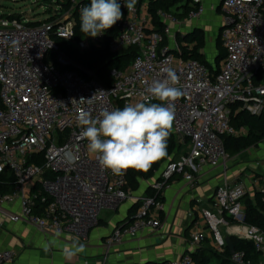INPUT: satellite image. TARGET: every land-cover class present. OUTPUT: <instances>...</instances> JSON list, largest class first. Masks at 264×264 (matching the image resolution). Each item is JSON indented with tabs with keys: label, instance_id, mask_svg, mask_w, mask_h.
Returning <instances> with one entry per match:
<instances>
[{
	"label": "built area",
	"instance_id": "built-area-1",
	"mask_svg": "<svg viewBox=\"0 0 264 264\" xmlns=\"http://www.w3.org/2000/svg\"><path fill=\"white\" fill-rule=\"evenodd\" d=\"M122 19L103 34L74 40V28L81 9L90 0H70V7L58 12L53 21L29 25L18 17L0 16V175L9 170L17 183L12 193H0V203L20 199V214L8 213L13 221L22 219L43 231L87 238L105 212L115 210L130 198L128 170L114 175L102 169L87 150L78 116L86 112L96 118L102 109L119 108L145 101V90L162 80L161 68L169 67L179 76L183 96L175 101L173 130L179 155L166 163L151 184L152 194L128 224L118 226L108 238L117 246L145 229L162 227L165 204L158 196L169 180L182 175L191 187L206 167L223 168L209 208L201 209L206 228L191 234L194 249L209 235L219 252H224L226 235L252 241L264 264V231L243 221V198L250 194L242 179H230L231 157L223 136L245 135V127L231 123L232 106L239 104L251 114L264 112V0H222L224 28L220 39L225 58L213 71L207 64L181 56L182 42L172 29L179 21L173 12L159 10L163 31H155L149 0H137L128 12L125 0H118ZM187 19L204 13L202 0H190ZM53 34L74 43L84 52L108 43L112 53L136 46L139 54L125 70L113 69V82L105 86L92 71L82 74L63 53ZM49 56L54 59L47 60ZM60 65L62 68L58 67ZM259 162H256V166ZM254 186L260 187L255 179ZM260 190L263 188L260 187ZM120 255V254H119ZM12 250H0V264L15 260ZM244 252L234 251L232 262H246ZM151 264H195L191 253L178 260Z\"/></svg>",
	"mask_w": 264,
	"mask_h": 264
},
{
	"label": "crops",
	"instance_id": "crops-1",
	"mask_svg": "<svg viewBox=\"0 0 264 264\" xmlns=\"http://www.w3.org/2000/svg\"><path fill=\"white\" fill-rule=\"evenodd\" d=\"M187 1L180 0L177 3L179 14L183 12L182 6ZM221 2L222 0H202L205 10L199 18L187 19V16H182L177 23L172 24V29L180 37L199 30L204 34L207 45L211 44L212 39L216 40L217 44L224 23ZM189 4L192 6L191 2ZM205 48L203 52L206 55ZM216 57L217 53L215 59ZM208 63L213 70L218 69L215 63L209 60ZM256 162L259 161H255L254 166L259 168L260 162L257 166ZM230 166L228 177L242 178L246 171L244 163ZM222 172V167H206L197 175L198 183L194 187H191L182 175L174 176L162 193L165 204V209L160 214L162 227L142 230L136 236H127L122 244L110 247L108 238L118 226L125 225L133 205L149 195L148 192L152 191L151 184L156 176L149 180H142L138 190H129L130 198L122 202L115 210L105 212L99 225L93 228L84 239L70 234L56 235L43 231L25 219L13 221L8 213L20 214V199L0 203V250H12L16 253L15 260L7 264H105L108 258H111L110 264H150L178 260L186 253L197 251L204 244L215 245L209 235L194 249L191 234L199 229H207L201 209L211 206L215 189L223 180ZM255 179L260 180V187L264 189V169L254 170L247 178L246 183L250 194H253L254 190H260V187L253 184ZM223 233L226 236L230 234L227 229H224ZM74 241L84 245L85 249L69 258L65 254L66 249ZM212 264L224 263L214 260Z\"/></svg>",
	"mask_w": 264,
	"mask_h": 264
},
{
	"label": "trees",
	"instance_id": "trees-1",
	"mask_svg": "<svg viewBox=\"0 0 264 264\" xmlns=\"http://www.w3.org/2000/svg\"><path fill=\"white\" fill-rule=\"evenodd\" d=\"M179 1L180 0H149V12L152 16L155 31H163L164 24L158 15V11L161 9L167 12H173L178 17V19L182 16H188L189 12L193 8L190 6L189 0L187 3L183 4L182 7L184 10L181 14L177 12L176 7ZM58 5L62 6V11L67 10L70 7V0L58 1ZM10 16L21 18L18 15ZM56 16L57 15H51L45 21H53ZM42 22L43 21L30 22L29 25H37ZM80 23V19H78L74 28V40L76 41L87 37L86 34L80 31ZM178 37L179 40L183 42L181 52L182 58L199 60L207 64L212 69V66L208 63L206 55L203 52L206 46V40L204 34L201 31L196 30L193 33L184 35L183 37ZM53 38L58 43L60 50L74 61L76 66L73 68L79 67V70L82 72V74H86L87 70L94 72L98 79L105 86H110L114 80L111 74L113 69L121 71L127 70L139 54V49L136 46L127 48L119 53H112L108 48V43L102 47H92L82 52L74 43L68 42L66 39L58 35L53 34ZM225 54L226 52L222 46L219 36L217 40V68L220 67V63L225 58ZM50 59L55 60V56H49L47 60ZM58 67L63 69V67L60 65H58ZM117 102L119 108L122 109L124 107L123 102L121 100H118ZM151 103L161 102L156 100ZM231 123L236 128L245 127L247 129L245 135L223 136L226 151L231 157L238 156L249 148L257 147L261 142L264 141V112L262 114H251L244 110L239 104H235L232 106ZM167 144V156L153 163L149 170L139 171L134 168L129 169L127 175L128 191L138 190L142 180L154 178L166 163L170 162L172 159H176V157L179 155L180 148L178 147V139L174 133L173 127ZM172 180L173 178H171L169 182ZM16 183L17 180L13 173L9 170H6L0 175V193H12L15 189ZM148 193L152 194V191H149ZM158 198L164 202V196L162 194H160ZM243 203L245 206L243 217L244 223L256 225L264 231V189L254 190L253 194H246L243 198ZM140 204H142V200L133 205L128 218L125 220V224L132 221V218L137 213ZM232 241L234 245V251L245 253L244 259L246 262H250L251 264H258L260 262L261 255L256 251L252 241L239 239L237 237H232ZM232 254L233 252L229 246H226L224 252H219L215 245L211 243L204 244L197 251L191 253L195 264H212L214 260L222 261L224 264H233L231 260Z\"/></svg>",
	"mask_w": 264,
	"mask_h": 264
},
{
	"label": "clouds",
	"instance_id": "clouds-1",
	"mask_svg": "<svg viewBox=\"0 0 264 264\" xmlns=\"http://www.w3.org/2000/svg\"><path fill=\"white\" fill-rule=\"evenodd\" d=\"M137 0H125L128 12L135 11ZM118 0H90L80 12V31L93 38L103 34L122 19ZM162 80H155L146 88L144 99L155 98L161 103L138 102L122 109H102L96 118L80 112L81 135L88 141L87 150L99 166L122 175L129 168L147 171L153 163L167 156V141L171 134L175 101L183 96L179 76L169 67L161 68ZM85 246L74 241L67 249L71 258L83 252Z\"/></svg>",
	"mask_w": 264,
	"mask_h": 264
},
{
	"label": "rangeland",
	"instance_id": "rangeland-1",
	"mask_svg": "<svg viewBox=\"0 0 264 264\" xmlns=\"http://www.w3.org/2000/svg\"><path fill=\"white\" fill-rule=\"evenodd\" d=\"M58 1L61 0H0V16L9 17L10 15H18L25 22H40L45 21L51 15L58 12ZM62 3V2H61ZM207 59L216 64L215 55L217 53L216 40L211 41V44H206ZM255 161L260 162V167L255 168ZM244 163L246 171L242 175V179L246 182L249 175L254 170L261 171L264 169V141L257 147H252L240 154L232 165ZM111 258L105 260V264H110Z\"/></svg>",
	"mask_w": 264,
	"mask_h": 264
},
{
	"label": "water",
	"instance_id": "water-1",
	"mask_svg": "<svg viewBox=\"0 0 264 264\" xmlns=\"http://www.w3.org/2000/svg\"><path fill=\"white\" fill-rule=\"evenodd\" d=\"M223 28H224V26H222L221 30ZM226 242H227L228 246L230 247L231 251L234 252V245H233L232 238L230 236H226Z\"/></svg>",
	"mask_w": 264,
	"mask_h": 264
}]
</instances>
